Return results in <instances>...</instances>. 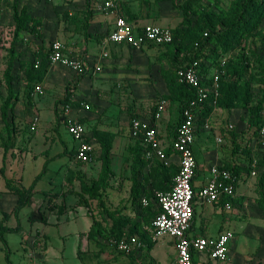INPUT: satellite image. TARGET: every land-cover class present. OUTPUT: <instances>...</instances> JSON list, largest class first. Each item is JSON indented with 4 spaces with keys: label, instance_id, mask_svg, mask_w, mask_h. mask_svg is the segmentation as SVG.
Here are the masks:
<instances>
[{
    "label": "rangeland",
    "instance_id": "rangeland-1",
    "mask_svg": "<svg viewBox=\"0 0 264 264\" xmlns=\"http://www.w3.org/2000/svg\"><path fill=\"white\" fill-rule=\"evenodd\" d=\"M116 1L127 19H141L144 18L142 12L133 14V6L144 11V7L172 5L175 0ZM235 1L196 0L191 4L190 21L197 31L204 29L207 23L228 17ZM24 7L30 18L41 20L39 31L43 42L47 40L44 24L48 20L53 19L56 23V19H65L67 24L77 25V19H89L92 14L89 6L86 10L79 9L74 0H20L19 10ZM13 9V0H0V238L3 234L7 241L5 244L0 239V264H30V253L42 264H129L138 261L135 256L126 260L125 255L115 249L114 241L117 235H145L143 232L150 226V218L148 212L139 208L138 200L141 194L158 190L161 185L158 170L154 166L143 168V162L138 160L137 145L142 143L143 137L135 135L131 128L134 120L151 119L156 114L161 96L153 87V75L150 72L141 74L142 67L138 68L135 58L130 56L123 72L116 74L114 79L107 80L102 72L97 73L98 81L104 83L102 88L95 86L76 102L73 98L75 109L85 110L86 139L95 149L90 162L77 161L72 152L76 142L67 127L60 129L64 142L54 130L57 103L66 98L65 88L70 81V78H63L58 82L55 73L62 75L70 70L54 65L44 57L37 63L28 39L21 38L22 35L16 38ZM29 26L30 22L22 34H28ZM240 40L235 48L221 54L220 64L212 66L206 78L211 81L214 75L220 76L216 95L213 94L211 99L216 108L209 121L202 125L200 139L215 150L217 135H224L225 141L220 148L221 152L227 150V166L240 163L250 168V164L256 161L257 174L245 175L243 186L238 187L251 201L249 219L253 220L259 234L255 238L251 236L254 231L246 235L252 237L246 245L247 263L264 264V146L257 136L254 151L247 154L250 150L247 148L246 154L236 153V143L231 135L245 130L251 110L263 96L264 19L250 36ZM144 51H155L161 68L168 70L171 49L149 46ZM239 65L246 70L241 85H251L253 101L248 105L238 102V109H228L220 105L227 99L226 87L221 80L224 84L236 81L232 71ZM8 72L14 80L15 99L4 119L2 108L8 99ZM128 75L139 78L145 85L139 89L131 87L125 80ZM39 87L42 94L35 92ZM180 105L178 98L168 99L165 117L170 119L172 128L178 122ZM36 119L38 122L34 128ZM231 125L234 129L228 131ZM106 157L112 163V173L108 187L102 190L101 174ZM47 163L46 175L32 192V201L43 200L41 217L38 213L32 214L35 205L32 201V204H24L25 197L31 194L32 184ZM7 181L17 185V190L10 189ZM87 187L99 191L101 197L93 199ZM116 211L119 214L114 218L109 215ZM115 221L119 225L113 230ZM255 239L258 241L254 243Z\"/></svg>",
    "mask_w": 264,
    "mask_h": 264
},
{
    "label": "crops",
    "instance_id": "crops-1",
    "mask_svg": "<svg viewBox=\"0 0 264 264\" xmlns=\"http://www.w3.org/2000/svg\"><path fill=\"white\" fill-rule=\"evenodd\" d=\"M74 3L79 6V9L82 10H86V7L89 6L88 8L92 13L91 17L89 19H85V17L84 19H77V25L67 24L65 19H56V23L53 21V19L48 20V23L44 24L48 42L46 39H44L46 41L41 42L39 39H35L29 33L21 34L23 36L21 38L28 39L31 46L33 47L31 48L33 50L32 55L33 57L36 56V60L43 58V56L46 57V55H49L48 48L50 47L51 43L55 40H59L65 43L70 55L79 57L87 64L89 73L80 81L79 85L76 88V91L74 92L73 98H75V102L79 100L78 98H81L88 92L92 91L95 86H100L102 88V85L104 83L101 80L98 81L99 78L97 76V73L102 72V74L104 75L103 77H105V79L107 80L114 79L116 74L123 72L122 68L126 63L129 62L130 56H132V58H135V64L138 66V68L142 67L141 74L143 72H150V74L153 75V79L155 81V83H153V87H155L156 89V94H160V101L162 99V95L169 94L168 88L166 87V82L162 77L161 64L156 57L157 55L155 54V51H144L146 47L149 48V45L141 50H137L126 45H117L107 42L108 36L114 29V17L102 12L98 8L101 5L102 0H74ZM180 3L181 2H179V0H175L172 2V5H158L159 7L152 6V8L150 9L144 7V11L138 6H133V14L142 12L141 16H144V18L128 20L135 27L142 28L147 25H157L160 27L175 30L178 27L182 26L184 21L182 16L183 14L179 8ZM18 52L20 53L19 49ZM105 53L108 54L107 57L104 56ZM98 67L100 68V71L97 70ZM77 77L78 74L72 70H70L69 73L68 71L64 72L62 73V75L61 73H58L57 75L55 73V78L58 82L63 78H70V81L66 85V88L71 82L75 81ZM125 80H128L129 84L133 88H138L145 85L144 82H142L141 84L139 78H136L135 76L128 75L125 77ZM66 88L65 93L67 96ZM58 103H60V101ZM167 111L168 108H166V111L162 114L160 119H157L155 114L151 119L136 120H141L142 122L148 124L150 127L155 128L159 134V138L162 142L163 147L166 149L168 148L169 151V148L176 134L174 129L175 127H170V119H168V117H165ZM84 113L85 110H83L82 112L75 109L74 107L72 108L71 116L82 120L87 116ZM180 116L181 112L179 109V119ZM57 118L58 117L56 110V129L54 130H56L61 141L64 142L62 131L57 130ZM206 128L209 129V126H207ZM248 133L246 127L245 130L242 131V135L238 140L240 144L244 143L247 140L249 141L248 137L251 135ZM219 135H217L215 139L216 147L214 150L209 145L203 144V139H200L201 134H197L194 150L198 163L197 166H199V168L197 177L194 182L195 188L202 187L208 181L210 177V168L213 165H219L223 167L225 166L226 168L227 164H229L228 159H226L228 158L227 150H225V152H221L220 148V146H223L222 144L225 141L224 135ZM219 137H223L224 141L222 144L218 143L217 141ZM77 146V143H75L74 151L76 150ZM254 146L255 143L253 142L251 144L252 149H250V151H254ZM66 151L67 147L65 152ZM167 158L168 159L166 161L161 162L165 165V167L174 166L177 169L179 168L178 166H180V160L177 156L170 155ZM54 161L55 160H52V162ZM242 179L239 183V187L243 186ZM244 180H246V178ZM37 185L35 186L36 188ZM239 187L237 188L236 197L233 200L227 199V202H225L224 204L222 203L224 201V197L219 203L215 204L203 203L198 199L195 201V213L191 223V228L189 230L190 238L207 237L210 239H217L230 231L234 233V239L230 244V259L227 263H218L212 260L206 254L196 253L195 260L197 261V264H248L246 257L248 253L246 250L248 239H251L254 236L259 237V234L257 232L258 229L255 227V225H253V220L250 221L249 219L252 215V210L250 208L251 201L250 199H248L245 193H241V191H239ZM46 193L47 192H45V194ZM42 201L43 200L36 202V199H33L32 202L33 204H35L33 209L34 212L32 213L33 215L38 213L37 215L41 216L39 213L41 212L40 209H42ZM150 201L151 202L149 206L153 208L152 210H148L149 206L141 209L143 212H148L149 214L148 218H150V228L148 227V229L144 230L143 234L145 235L143 236L137 233L135 234V236H138L140 241L143 243V247H141L142 249H140V251L136 255L132 256H135V258H137L139 262H143V264H160V262L163 261H165L166 264H169L170 262H173L177 256L175 241L169 237H165L157 241L153 240L151 227L152 222L159 212V208L157 207L158 205L154 198L150 199ZM227 203H231V211L226 210L224 205ZM253 231L255 233H252ZM248 233H252V237H247L246 235ZM253 241L255 243L258 240L255 239ZM124 257L127 260L129 259L128 257L131 256ZM28 261L31 264L30 259ZM37 261L39 264H42L39 259H37Z\"/></svg>",
    "mask_w": 264,
    "mask_h": 264
},
{
    "label": "built area",
    "instance_id": "built-area-1",
    "mask_svg": "<svg viewBox=\"0 0 264 264\" xmlns=\"http://www.w3.org/2000/svg\"><path fill=\"white\" fill-rule=\"evenodd\" d=\"M9 1V0H5ZM188 0H179L184 3ZM120 3L114 0H102L98 7L102 12L114 17V29L108 36L107 42L117 45H126L133 49L141 50L148 45H167L174 41L173 30L157 25H147L144 27H135L128 22L123 14ZM65 43L55 40L51 43L48 59L54 65H60L68 68L78 75L85 71L89 73L87 64L80 59L69 54ZM105 57L108 54H104ZM40 63V59L37 60ZM226 63H223V67ZM198 63L192 67L183 68L177 73L179 82L192 87L196 92V98L191 101L182 112L183 121L177 126L176 135L172 141L169 150L172 156L175 155L180 160L179 172L174 179V184L169 191H159L155 194L154 199L159 208V212L152 222L151 234L154 241L169 237L175 241L177 250L176 259L169 264H195L194 254L202 253L208 255L212 260L218 263H227L230 259L231 242L234 239L232 231L226 233L220 238L210 239L207 237L190 238L189 230L195 213V201L198 199L203 203H219L222 198L233 200L237 193V179L231 171L225 166L213 165L210 168V177L208 181L200 188L194 186L198 174L199 166L195 155V142L197 137L196 121L198 112L205 108L206 103L211 102L213 94L216 95V84L220 80L219 75L213 76V83L205 85L198 68ZM91 69V68H90ZM100 71V68H97ZM37 94H42L41 87L35 89ZM168 102L161 99L158 104L156 118L160 119L166 111ZM88 108V106H86ZM66 115V130L77 143L75 159L80 162L88 163L92 160L95 149L93 145L86 140L87 129L79 118L71 116L72 108L69 105L63 107ZM263 122L258 129L260 144L264 146V113ZM37 119L34 128L37 125ZM133 133L142 135V144L145 148L147 160L166 161L168 158V148H164L159 138L157 130L150 127L141 120H134ZM234 126H229L232 131ZM251 137V140H250ZM249 141L243 143V148L250 147L256 142L254 136H249ZM218 143H223V137L217 139ZM256 161L251 165L252 175L257 174ZM150 199H142L143 208L150 205ZM226 210L231 211V203L224 205ZM115 249L125 256L136 255L143 243L138 236H124L114 241ZM31 264H39L33 253L28 255ZM133 264V263H129ZM135 264H141L135 261Z\"/></svg>",
    "mask_w": 264,
    "mask_h": 264
},
{
    "label": "trees",
    "instance_id": "trees-1",
    "mask_svg": "<svg viewBox=\"0 0 264 264\" xmlns=\"http://www.w3.org/2000/svg\"><path fill=\"white\" fill-rule=\"evenodd\" d=\"M14 2V18L16 21V31L15 35L16 38L23 33V31L28 27V23L30 22V31L28 32L30 35H32L35 39H39L41 42L42 34L39 31L40 26L42 25V22L40 19H32L30 18V13L26 9V7L20 9V0H13ZM196 2V0H188L182 4H180V10L183 13V24L182 26L178 27L177 29L173 30L174 34V41L171 44L167 45H159L157 47H166L171 49L170 54V67L168 70L163 67L162 68V77L166 82V87L168 88L169 94L162 95V99H165L168 101V99H172L173 97H176L180 100V112L181 116L178 121V124L174 126L175 128V134L177 132V126L181 124L183 121L182 112L183 109L196 98V92L195 90L187 86L186 84L179 82L177 73L179 70H182L183 68L192 67L195 63H198V68L200 69L203 83L205 85H210L213 83V78L211 81H208L206 78L209 74V71L212 66H218L220 64L221 54L227 53L230 49L235 48L238 43H240V39L245 36H250L253 31L260 25L262 20L264 19V0H236L231 5L230 14L228 17H225L224 19H218L216 23H207L206 27L201 30H196L195 25H192L190 21V15H191V4ZM126 17V16H125ZM127 19V18H126ZM128 20V19H127ZM129 22V20H128ZM149 46H156V45H149ZM44 57V56H43ZM45 60L48 59V55H46ZM43 58V59H44ZM204 58V60H203ZM36 59V56H35ZM49 60V59H48ZM165 68V69H164ZM233 75L235 76L236 81L232 83L224 84L223 79L221 80L222 84L226 87V95L227 99L225 102H220V105H222L225 108L230 109H238V102H241L245 105L250 104L253 101V94L251 91V85L247 83L246 85H241V79L245 76L246 70L245 67L239 65L236 66L233 69ZM88 74V71L78 75L77 79L73 82H71L67 86V96L63 101H60L57 105V125H58V131L62 129L63 127H66L65 122V113L63 107L65 105L71 106V108H74V102H73V95L76 91L77 86L79 85L80 81L85 78ZM28 75L30 76L31 73L28 72ZM42 77V76H41ZM7 78V86H8V99L3 105L2 108V116L4 119H6L9 115V110L11 107V103L15 99V91L14 90V80L11 76V73L8 72L6 74ZM42 80V78H41ZM262 94L263 96L260 98L258 103L256 104L255 108H253L250 112V118L247 125V133L252 134L254 138L258 136V129L261 126V123L263 122V113H264V81L262 82ZM62 105V109H60V106ZM218 106V104H217ZM216 106H214L211 102L206 103L205 108L202 109L200 112H198L197 121H196V128H197V134H199L201 131H203L204 123L206 124L214 109ZM81 122L85 125L84 119L81 120ZM234 138V141L236 143V153H239L240 151L243 152V154H246L247 148L252 149L250 147H245L243 149L241 147V144L238 143L240 136L242 134H238L237 132L231 133ZM87 140V139H86ZM87 142L91 143L89 140ZM138 146V160H141L143 162V168H146L147 166H154L155 170H158L160 173V183L158 190H150L146 191L145 193L141 194L139 197V208L143 209L142 205V199L147 197L149 199L154 198L155 194L159 191H169L172 189L174 184V179L177 176L179 172V168L177 169L174 166L165 167L163 163H161L158 160H147L146 159V153L145 148L142 143H140ZM76 151V150H75ZM75 151L73 152L74 158H75ZM251 151L247 152V154H250ZM167 155H172V151L169 150L167 152ZM140 158V159H139ZM109 157H106L104 160L103 170L101 174V189L106 190L108 187V181L112 173V165ZM47 169H49V163H47L44 167V171L42 174L37 177L36 181L30 188L31 194L28 197H25V204L26 206L28 203H31L32 196L35 191V186L38 182H40L43 179V176L46 175ZM226 169L231 171L233 175L237 179V185L238 188L239 183L241 179L248 175L250 176L252 173L251 168H247L243 165H240V163H235L233 166H227ZM8 187L12 190H17L18 186L15 185L11 181H7ZM88 188V187H87ZM196 189V188H195ZM21 193L24 192L21 189H18ZM87 192H89L93 199H98L101 197V193L99 191H94L91 188L87 189ZM223 204L227 202L226 198H223ZM149 208V209H148ZM148 210H152L150 206L148 207ZM21 210V209H19ZM18 210V211H19ZM264 210V208H263ZM119 214V211H116L115 213H109L110 216L113 218ZM119 225L118 221H115V227L113 230L116 229V227ZM133 236V235H132ZM123 235H117L116 238L119 240ZM1 240L7 244V241L5 239V236L1 234ZM132 258L134 256H131ZM194 262L197 264V261L195 260V254L193 255ZM131 263L135 264V261H132Z\"/></svg>",
    "mask_w": 264,
    "mask_h": 264
}]
</instances>
